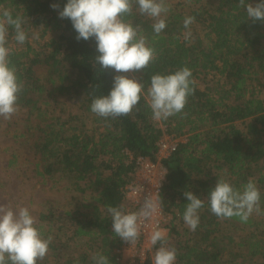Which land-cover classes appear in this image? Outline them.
Returning <instances> with one entry per match:
<instances>
[{
	"label": "trees",
	"instance_id": "16d2710c",
	"mask_svg": "<svg viewBox=\"0 0 264 264\" xmlns=\"http://www.w3.org/2000/svg\"><path fill=\"white\" fill-rule=\"evenodd\" d=\"M191 1L194 5L189 2L187 9H180L165 0L169 11L161 18L166 28L158 36L152 28L155 20L133 6L125 19L140 26L156 59L134 74L144 90L131 114L102 118L91 111V103L109 94L113 77L120 73L101 70L95 63V39L77 41L71 21L59 18L67 0H0V11L7 9L14 18H23L28 37L24 44L17 43L9 27L7 47L10 66H15L23 84L18 99L25 114L21 139L39 157L36 174L44 182L66 180L70 190L89 197L88 214L58 212L51 201L43 205L37 228L43 238L52 237L48 252L52 251L53 264L65 256L60 249L72 246L82 252L66 256L62 264H96L97 254L118 264L114 251L122 239L113 232L107 207L124 211L125 188L137 160L156 161L161 126L168 135L186 139L163 161L167 175L159 197L165 216L171 217L164 229L168 246L177 249L175 264H264V214L253 213L247 223L237 217L219 219L207 199L217 180L238 190L253 181L264 212V22L248 19L239 0ZM259 2L245 0L253 6ZM53 4L59 8L53 9ZM189 16L195 22L186 39L189 29L183 21ZM35 32L40 40L53 37L35 48L30 41ZM184 67L192 72L194 93L183 113L166 121L153 119L147 95L151 77ZM211 76L212 85L204 84ZM56 95L80 98L76 118L67 122L51 111ZM186 191L204 200L195 231L177 229L185 225ZM143 264L152 263L148 259Z\"/></svg>",
	"mask_w": 264,
	"mask_h": 264
},
{
	"label": "clouds",
	"instance_id": "9594fccd",
	"mask_svg": "<svg viewBox=\"0 0 264 264\" xmlns=\"http://www.w3.org/2000/svg\"><path fill=\"white\" fill-rule=\"evenodd\" d=\"M134 5L138 6L139 14L155 20L152 25L155 35L166 28V20L161 18L169 11L165 0H67L58 13L59 18L71 21L77 41L95 39L98 52L95 63L101 70L111 69L120 73L113 77L109 94L95 98L91 103V111L102 118L131 114L144 90V85L134 74L142 73L156 59L155 49L147 46L140 26L134 27L125 19L132 15ZM239 6L246 9L248 19L264 22V0L255 6L239 0ZM51 7L58 9L59 5ZM194 22L195 17L191 16L183 21L184 28L189 29L186 39L191 36L190 25ZM23 23L22 17L14 18L9 10L0 11V117L4 120H10L20 111L18 99L23 84L18 80L15 66H10L11 50L7 47V38L11 27L15 41L24 44L28 37ZM191 77L192 72L187 67L174 74L151 77L147 95L153 119L166 121L183 113L189 95L194 93ZM72 103L78 104L79 100ZM183 195L188 203L182 218L189 229L195 231L200 223L199 211L204 207V200L189 191ZM207 199L211 213L219 219L237 217L240 222L247 223L253 213L264 214L260 207L261 195L253 181L238 190L223 179L217 180ZM107 212L115 235L134 244L140 238L142 223L160 214L162 207L160 199L150 193L144 197L139 212L125 213L117 207H107ZM35 224L36 219L27 208L20 207L14 212L11 207L0 205V264H38L45 258L52 237L43 238ZM149 244L153 247L160 245L153 264H175L177 249L168 246L166 229L155 225L149 235ZM93 259L96 264H109L108 258L100 254Z\"/></svg>",
	"mask_w": 264,
	"mask_h": 264
},
{
	"label": "rangeland",
	"instance_id": "374dc122",
	"mask_svg": "<svg viewBox=\"0 0 264 264\" xmlns=\"http://www.w3.org/2000/svg\"><path fill=\"white\" fill-rule=\"evenodd\" d=\"M167 1L173 6H182L183 8L179 7L180 9H187L189 2L194 5L191 0ZM39 36V33L35 32L34 36L30 37V39L33 38L29 39L35 48L38 45L45 44L53 37L48 35L50 38L47 36L45 40H40ZM40 76L44 77L43 70L40 71ZM211 79L214 78L212 76L206 77L204 84H211ZM49 89H51L50 86ZM55 97L56 102L51 103L50 109L62 120L68 122L69 119L76 118L81 112L79 103H72V101L80 98L64 95H56ZM262 97L264 98V93ZM24 118L25 114L22 111H19L10 120H4L0 117V205L11 207L14 212L18 211L20 207L27 208L36 219V227L40 226L39 217L44 211L43 205H46L47 201H51L53 209H57L58 212L70 210L79 214H88L89 211L85 208L89 204L87 194L74 189L73 191L70 190L72 188L66 180L58 183L44 182L37 176L36 163L39 157L35 154V151L30 150L27 145L25 146L24 140L21 139L24 130ZM71 125L75 126L74 120ZM261 218L263 217L259 219ZM181 227L182 229L178 225L177 229L184 231L185 228H189L183 223ZM59 252L65 255L62 258V262H64L66 256L74 257L82 250L72 246L70 249H60ZM51 254L52 251L48 252L42 261H38V264H53ZM62 262L58 264H62Z\"/></svg>",
	"mask_w": 264,
	"mask_h": 264
},
{
	"label": "built area",
	"instance_id": "2783aa9c",
	"mask_svg": "<svg viewBox=\"0 0 264 264\" xmlns=\"http://www.w3.org/2000/svg\"><path fill=\"white\" fill-rule=\"evenodd\" d=\"M161 129L163 133L157 144L156 161L152 162L142 158L137 160L136 172L125 188V213L139 212L144 197L150 193L154 197H160L167 175L163 161L170 158L177 151L179 145L186 141L185 138L168 135L164 126H161ZM126 155L130 157L128 152ZM170 219L171 217L165 216L162 209L160 214L143 222L141 235L136 243L129 244L121 240V245L114 251L116 262L118 264H143L150 259L153 264L156 250L149 244V235L155 225L158 224L160 228L164 229Z\"/></svg>",
	"mask_w": 264,
	"mask_h": 264
}]
</instances>
